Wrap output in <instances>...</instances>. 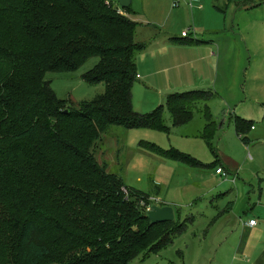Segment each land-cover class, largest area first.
Returning a JSON list of instances; mask_svg holds the SVG:
<instances>
[{"label": "trees", "instance_id": "16d2710c", "mask_svg": "<svg viewBox=\"0 0 264 264\" xmlns=\"http://www.w3.org/2000/svg\"><path fill=\"white\" fill-rule=\"evenodd\" d=\"M125 12L112 0H0V264H130L166 248L193 222L150 224L149 195L127 187L94 154L111 126L166 129L160 108L133 109L136 55L145 45ZM94 57L83 77L103 83L104 92L64 106L46 73L75 71ZM203 93L168 96L174 123L191 118ZM191 94L198 97L186 99ZM205 117L208 138L213 120ZM234 124L246 142V121ZM139 147L197 165L175 149Z\"/></svg>", "mask_w": 264, "mask_h": 264}, {"label": "rangeland", "instance_id": "374dc122", "mask_svg": "<svg viewBox=\"0 0 264 264\" xmlns=\"http://www.w3.org/2000/svg\"><path fill=\"white\" fill-rule=\"evenodd\" d=\"M223 2L215 0L214 4L225 10ZM192 3L193 7L195 4L206 6L213 0H193ZM158 4L157 0H133L130 6L134 15H142L140 22L143 25H147L148 19L154 21L145 32V37L141 38L147 48L136 55L137 74L141 72V75L137 76L132 87V106L141 114L160 108L166 129L111 126L97 142L94 154L99 163L107 166V172L117 174L127 187L148 194L151 203L172 206L179 221L186 218L193 220L169 246L130 264H209L215 257L219 241V236L208 232L209 202L221 199L224 206L232 202V207L242 211L248 205L251 187L258 190L259 181L264 179V121L259 119L264 112V56L253 49L254 56L249 55L240 36L233 38L231 35V29L234 32L239 27L242 31L246 28L250 30L257 20L264 19V15L259 8L239 10L236 17L235 12L229 11L226 24L223 13L217 12L213 28L220 30V35L231 37L223 44L221 54L213 47L214 60L198 59L203 52L197 48L193 53L184 54L183 50L176 54L177 58L185 56L192 61H179L177 70L176 63L163 64L155 58L164 53L157 49L160 34L152 33V30L168 21L162 16ZM190 11L188 9L183 17H174L173 22L168 21L174 23L177 38L181 39L180 33L184 30L189 33V38L194 39L193 31L198 26V19H193ZM165 52L173 53L170 48H166ZM96 63L97 58L94 57L75 71L46 73L45 79L56 96L66 102L64 106L77 107L79 102L92 100L104 92L103 83L90 84L83 77ZM174 70L180 74L174 75ZM143 73L153 77L156 82L153 87L145 84ZM187 82L192 85H180ZM189 91L206 93L200 96V101L190 105L191 118L176 124L169 110L168 96ZM245 95L247 99H243L244 102H237ZM196 97L198 94H191L186 99ZM206 112L213 120L208 138L204 137ZM236 113L251 120L245 131L250 138L247 144L237 135L234 124ZM250 125L254 126L253 129ZM258 132L259 135H256ZM140 143L167 151L175 149L194 158L197 165L154 155L141 149ZM217 166H222L226 174L218 176L215 173ZM233 180L236 182L232 183ZM230 189L235 191L228 192ZM43 264L50 263L45 261Z\"/></svg>", "mask_w": 264, "mask_h": 264}, {"label": "crops", "instance_id": "0c3cea01", "mask_svg": "<svg viewBox=\"0 0 264 264\" xmlns=\"http://www.w3.org/2000/svg\"><path fill=\"white\" fill-rule=\"evenodd\" d=\"M112 1L114 2V5L118 8V10L124 13L126 8H122L115 0ZM157 1L159 2L158 9L161 10L162 16L167 18L168 21L173 22L172 19L174 17H183L188 9L191 10L190 13L193 16V19H198V26H196L197 30L195 29L193 31L194 39L189 38V33L186 37H183L182 32L184 30H182L180 33L181 39L177 38L178 32H175L174 30V23L171 24L168 23V21H166L167 23L165 25H162L161 27L157 26L159 29L155 28L154 30H152V33L157 32L160 34L158 38L161 39H158L160 42L158 43L159 47L157 49L159 50V52L164 53L162 56L155 57L156 60L162 61L163 64L167 62L176 63L177 70L181 63L179 61L186 60L187 63L192 61V59L186 58L185 56L184 58H177L176 54L181 53V51L183 50V53L186 54L193 53V51L197 48L198 50H200L199 52H203L202 56L198 57V59L214 60V54H212L214 53L212 52L213 47L217 48V50L219 49L221 54L223 44L229 42L231 37H224L220 35V30H215L213 28V21H215L217 18V12L223 13L226 24L227 13L229 11L235 12L236 17V13L239 10L246 11L252 8H259V10L264 15V1L262 0H224L223 6L225 7V10H222L220 7L216 6L214 4L215 0H213V3L211 4L207 3L206 6L195 4L194 7L193 5L192 7L186 5L189 4V0ZM190 1L191 4H193V0ZM176 2L178 3V5L175 7L173 6V4ZM132 3L133 0H131L129 8ZM125 13L127 17H129L137 24L135 34L136 42L143 44L142 42L144 41L141 40V38L145 37V32H148L149 25L151 23L154 24V21L148 19L149 22H147V25L145 26L140 22V19H143L142 15H134V11L131 12V10L130 12ZM238 29L239 30H237V32H234L231 29V35L233 36V38L238 37L237 35L240 36L242 42L245 44L247 53L252 56L253 49L257 50L260 53V56H264V19L257 20L250 28V30L246 28L244 31H242L240 27ZM139 37L140 41H137ZM175 38L178 40H189L191 42L178 43L173 40ZM249 40H251L252 43ZM254 43L257 47H255ZM249 45H251V47ZM145 47L147 48V45ZM166 48H170L173 53L166 54ZM177 70L173 71L174 75L179 73ZM140 73H138L137 76L141 75ZM142 77L144 78L145 84L149 87H153L156 84L153 77L149 76L148 73H143ZM181 83L180 85L183 87H189L190 85H192V83L190 82H187L186 84ZM246 97L247 96L245 95L242 98H238L237 102H244L245 100L243 99H247ZM235 116L243 119L247 123L243 131V136L246 137V142L244 143L247 144L249 143L250 138L245 135V131H247L249 127V121L251 120L249 117L238 115L237 113L235 114ZM259 119L261 121H264V112ZM250 127L251 129H253L254 126L250 125ZM262 132H264V127L262 128ZM256 135H259V132L256 133ZM238 137L240 138L239 135ZM217 168H222V166H217L216 169ZM216 174L218 176L222 175L221 173ZM262 174L264 175V168L262 169ZM235 182V180L232 181V183ZM233 191H235V189H230L228 192ZM250 193L251 196L248 198V205L243 208L242 211L236 210L235 207H232V202H228L229 204H226V206L223 205L224 202L221 199L209 202V208H207L209 210V212L207 211L209 214L208 232H213L214 235L219 236L215 257L211 259L209 264H264V179L259 181L258 190H256L254 187H251ZM250 219H255L256 222L254 225L248 224Z\"/></svg>", "mask_w": 264, "mask_h": 264}, {"label": "water", "instance_id": "95a60500", "mask_svg": "<svg viewBox=\"0 0 264 264\" xmlns=\"http://www.w3.org/2000/svg\"><path fill=\"white\" fill-rule=\"evenodd\" d=\"M122 8L129 7L131 0H115ZM264 1V0H262ZM146 216L150 224L154 225L161 222H171L175 220L174 209L170 205H158L151 203L146 210Z\"/></svg>", "mask_w": 264, "mask_h": 264}, {"label": "built area", "instance_id": "2783aa9c", "mask_svg": "<svg viewBox=\"0 0 264 264\" xmlns=\"http://www.w3.org/2000/svg\"><path fill=\"white\" fill-rule=\"evenodd\" d=\"M106 3L109 4V0H106ZM177 5H178V3L176 2V3H175V6H177ZM189 5H192L190 0H189ZM118 12H119L120 14H122V12H121L120 10H118ZM182 36H183V37H186V36H187V33H186L185 31H183V32H182ZM212 54H214V53H212ZM216 173L226 174V173H224V171H223L222 168H217V169H216ZM255 222H256L255 219H250L249 222H248V224H249V225H254Z\"/></svg>", "mask_w": 264, "mask_h": 264}]
</instances>
